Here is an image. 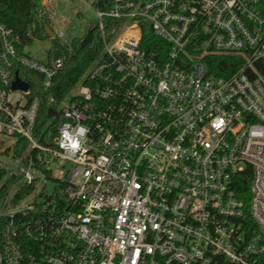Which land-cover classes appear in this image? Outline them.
<instances>
[{
	"label": "built area",
	"instance_id": "obj_1",
	"mask_svg": "<svg viewBox=\"0 0 264 264\" xmlns=\"http://www.w3.org/2000/svg\"><path fill=\"white\" fill-rule=\"evenodd\" d=\"M54 1L50 49L75 22ZM84 1L103 50L43 124L66 58L21 53L0 21V134L28 142L26 185L53 183L24 210L4 204L0 264H264L261 1ZM219 56L240 64L216 75Z\"/></svg>",
	"mask_w": 264,
	"mask_h": 264
},
{
	"label": "trees",
	"instance_id": "obj_2",
	"mask_svg": "<svg viewBox=\"0 0 264 264\" xmlns=\"http://www.w3.org/2000/svg\"><path fill=\"white\" fill-rule=\"evenodd\" d=\"M260 1L264 8V0ZM102 7L107 9L108 5ZM76 17H83L82 11H77ZM0 21L13 28L20 35L21 45L19 51L23 54L32 56L30 52L26 51V48L33 44L35 40L49 39L47 27H50V21L44 12L42 0H0ZM145 38L152 39V33L146 31ZM52 43L53 49L48 51V56L43 61L50 63L53 58L60 56H64L66 61L63 69L55 78L52 88L56 102L48 104L45 100L43 101L41 124L46 121L52 108H57L72 91L76 90L103 50L97 22L88 23L84 32L73 37L69 44L62 43L58 39H53ZM239 64L238 60L230 56H219L210 61V68L212 73L216 75H228L234 72ZM17 69L20 76L29 81L32 87L34 84L36 92L44 96L45 93L40 87L43 76L22 67ZM7 152H12L16 158L24 156L27 162L28 142L22 137L16 138V142ZM22 176L9 174L6 169L0 167V211L3 209L12 187L22 179ZM34 189V185H22L12 198L11 204L17 205L31 195ZM7 221V217L0 215V239Z\"/></svg>",
	"mask_w": 264,
	"mask_h": 264
},
{
	"label": "rangeland",
	"instance_id": "obj_3",
	"mask_svg": "<svg viewBox=\"0 0 264 264\" xmlns=\"http://www.w3.org/2000/svg\"><path fill=\"white\" fill-rule=\"evenodd\" d=\"M54 4L59 13H64V15L71 21L73 19L75 20L73 27L70 28V26H63L64 29L68 30L69 36L72 38L81 35L88 23L96 22L97 17L95 11L88 7L84 0H55ZM77 11H82L83 17H76ZM50 48V40H35L33 44L26 48V51L30 52L32 55L31 57L43 61L48 56ZM55 118L56 116H51L49 117V120H54ZM54 129L55 126L53 125L52 131H54ZM55 136L56 133L54 132L53 137ZM15 142V137L0 134V167L6 169L9 174L23 175L22 179L12 187L3 209L5 213H13L24 210L30 205V203L33 202L43 188L46 192H51L53 189V183L50 180L41 177L40 182L36 185L31 195L19 202L17 205L11 204V200L15 193L26 183L24 173L28 169L24 156L16 158L12 152H7V150L12 147ZM54 175L63 177V171L56 169Z\"/></svg>",
	"mask_w": 264,
	"mask_h": 264
},
{
	"label": "water",
	"instance_id": "obj_4",
	"mask_svg": "<svg viewBox=\"0 0 264 264\" xmlns=\"http://www.w3.org/2000/svg\"><path fill=\"white\" fill-rule=\"evenodd\" d=\"M47 33L49 35V37H52L53 36V33L52 31L50 30L49 27H47ZM28 83H26L25 81H23L19 74L16 73V78H15V81L13 83V89H23V90H27L28 89Z\"/></svg>",
	"mask_w": 264,
	"mask_h": 264
}]
</instances>
